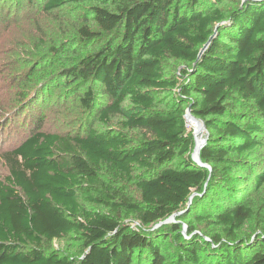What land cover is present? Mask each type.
Segmentation results:
<instances>
[{"label": "trees", "instance_id": "1", "mask_svg": "<svg viewBox=\"0 0 264 264\" xmlns=\"http://www.w3.org/2000/svg\"><path fill=\"white\" fill-rule=\"evenodd\" d=\"M26 6L70 16L58 43L33 37L41 85L0 125V149L56 88L103 129L43 131L39 112L0 153V264H264V202L252 197L264 189V0H0V22ZM125 102L122 132L110 126ZM188 108L210 170L191 159ZM255 218L251 241L241 230ZM70 237L77 258L52 248Z\"/></svg>", "mask_w": 264, "mask_h": 264}, {"label": "rangeland", "instance_id": "2", "mask_svg": "<svg viewBox=\"0 0 264 264\" xmlns=\"http://www.w3.org/2000/svg\"><path fill=\"white\" fill-rule=\"evenodd\" d=\"M232 7L233 6L228 2L222 8L228 13L233 9ZM38 15V11L30 10L26 6L20 18L0 22V125L4 122L5 118L17 109L18 97L24 94L30 96L32 91L41 85V83H35L32 79H29V75L37 69V61H41L39 60L41 56L35 57L36 53L34 51L40 52L33 45V42H36V40L33 41V37L37 34L39 38L40 34L42 37L46 34L47 37L45 38L48 42L58 43L62 40L63 36L58 21L60 18H68L70 16L66 13L57 16L44 15L38 17ZM163 69L167 75H175L178 77L181 67L174 60L167 59L163 63ZM49 93L52 103L41 112L38 111L40 115L37 113L38 117H40V119L42 118L41 127L43 131L82 134L85 128L90 125L101 130L103 129L102 126H99L96 122L94 123L91 120L93 117H89V115L83 113L78 107L72 106L70 99L65 98L62 102H58L59 99L57 100V96L62 93L60 88H56ZM156 98L159 101L161 99L162 102V98H166V95L156 94ZM163 105L164 102L160 104V107ZM134 111L131 105L125 102L121 108V115L115 117L111 121L110 128L124 132L120 123L124 120V116L130 115ZM36 112L35 110H28L25 114V120L22 119L17 123L15 126L17 130L16 133H14L15 139L11 142L12 145L15 140L17 141L24 137L22 132L31 130L33 125L30 124H32L33 120L37 117ZM186 127L188 132L191 131L192 134L194 133V129L190 125L187 126L186 124ZM201 137H204L203 131ZM11 144L0 149V153L5 151L8 147H11ZM194 146L195 142L193 138L192 154ZM6 172L5 165L0 162V179L6 175ZM252 197L257 203L262 204L264 202V189L262 192L255 193ZM174 221L175 218L172 222ZM172 222L168 221L165 223ZM129 224L134 230L140 227L137 222H130ZM257 224V218L245 224L241 230V235L244 237L251 236V241H255L257 239L256 234L259 232ZM158 227L160 226L157 225L152 229L155 230ZM198 230H200V227H198ZM185 232L186 228L184 227L182 232L184 236ZM52 248L61 254H69L75 258L80 256L81 248L79 241L73 237L61 242H54Z\"/></svg>", "mask_w": 264, "mask_h": 264}, {"label": "water", "instance_id": "3", "mask_svg": "<svg viewBox=\"0 0 264 264\" xmlns=\"http://www.w3.org/2000/svg\"><path fill=\"white\" fill-rule=\"evenodd\" d=\"M244 1H246V0H244ZM215 33H216V31H215ZM214 36H212L210 39H209V41L207 42V44L202 48V50L199 52V54H198V56H197V59H199L201 56H202V54L204 53V51L206 50V48L208 47V45H209V43H210V41H211V39L213 38ZM21 107H19L18 109H20ZM18 109H16L15 111H13V114L18 110ZM11 115V114H10ZM9 115V116H10ZM187 116H190L192 119H194V120H196V121H198V122H201L200 120H198V119H195L192 115H191V113H190V108H188L187 110H186V112H185V115H184V119H186L187 118ZM202 123V122H201ZM202 129H203V132H204V138H203V140H202V144H201V146H200V148H199V151H198V153H197V160L196 159H194V157H193V154L191 155V159H192V161L193 162H195L198 166H200V167H203V168H207L208 170H210L209 169V167L207 166V165H204V164H202L201 163V161H200V151H201V149L206 145V143H207V140H208V132H207V130H206V128H205V126H204V124L202 123ZM193 135V138H194V134H192ZM195 196V194L194 195H192L190 198H189V200H188V206L190 205V203H191V200H192V198ZM181 214V213H180ZM180 214H176V215H173V216H171L166 222H168V221H170V222H172V220H174V218L176 217V216H178V215H180Z\"/></svg>", "mask_w": 264, "mask_h": 264}, {"label": "bare ground", "instance_id": "4", "mask_svg": "<svg viewBox=\"0 0 264 264\" xmlns=\"http://www.w3.org/2000/svg\"><path fill=\"white\" fill-rule=\"evenodd\" d=\"M188 125H190L194 129V136H195V147H194V152H193V157L194 159L197 160V153L199 151V148L202 144L203 138L201 137V133L203 131L202 129V123L198 122L191 117L187 116L186 118Z\"/></svg>", "mask_w": 264, "mask_h": 264}]
</instances>
